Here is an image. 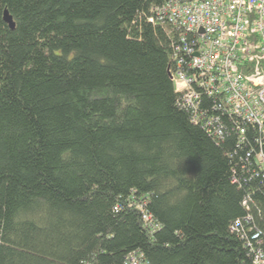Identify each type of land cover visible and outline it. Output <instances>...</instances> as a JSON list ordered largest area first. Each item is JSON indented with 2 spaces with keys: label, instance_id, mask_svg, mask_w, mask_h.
<instances>
[{
  "label": "trees",
  "instance_id": "1",
  "mask_svg": "<svg viewBox=\"0 0 264 264\" xmlns=\"http://www.w3.org/2000/svg\"><path fill=\"white\" fill-rule=\"evenodd\" d=\"M164 2L0 0V264H254L255 230L264 250L257 131L215 139L178 105Z\"/></svg>",
  "mask_w": 264,
  "mask_h": 264
},
{
  "label": "built area",
  "instance_id": "2",
  "mask_svg": "<svg viewBox=\"0 0 264 264\" xmlns=\"http://www.w3.org/2000/svg\"><path fill=\"white\" fill-rule=\"evenodd\" d=\"M148 19L177 38L168 73L178 105L215 139L224 140L232 129L246 142L253 127L258 136L246 158L264 168V0H167ZM261 237L255 230L246 245L254 264H264ZM126 262L139 264L136 254Z\"/></svg>",
  "mask_w": 264,
  "mask_h": 264
},
{
  "label": "water",
  "instance_id": "3",
  "mask_svg": "<svg viewBox=\"0 0 264 264\" xmlns=\"http://www.w3.org/2000/svg\"><path fill=\"white\" fill-rule=\"evenodd\" d=\"M4 21L10 26L12 30L15 29L16 25L13 21L12 16L8 13V11L4 12Z\"/></svg>",
  "mask_w": 264,
  "mask_h": 264
}]
</instances>
